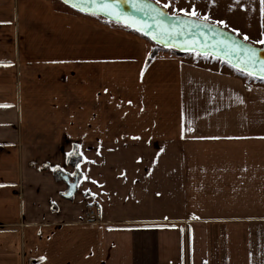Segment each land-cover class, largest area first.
Listing matches in <instances>:
<instances>
[{
  "label": "crops",
  "instance_id": "1",
  "mask_svg": "<svg viewBox=\"0 0 264 264\" xmlns=\"http://www.w3.org/2000/svg\"><path fill=\"white\" fill-rule=\"evenodd\" d=\"M56 1L0 0V264H264V81ZM165 9L264 47L260 0Z\"/></svg>",
  "mask_w": 264,
  "mask_h": 264
},
{
  "label": "water",
  "instance_id": "2",
  "mask_svg": "<svg viewBox=\"0 0 264 264\" xmlns=\"http://www.w3.org/2000/svg\"><path fill=\"white\" fill-rule=\"evenodd\" d=\"M59 1L81 14L100 16L108 21L122 24L129 29L142 34L153 44L160 46L165 50H174L185 55L196 53L201 56H211L228 64L235 70L252 76L257 80L264 81V77L259 74V64H257L255 68L249 66L247 70H244L243 61L247 55L246 51L233 52L229 48L225 47L222 42L227 44L235 42L239 45L255 48L257 50V56L261 59H264V49L244 41L234 33L213 23L208 22L211 24L214 31H210L209 29L202 27L198 32L193 29L188 32L187 35H184L181 33L184 21L198 20V18L170 14L165 8L159 6L151 0H89L88 4L82 5L85 10L73 7L72 4H66L64 0ZM106 3L114 4V10L105 11L104 5ZM153 8L165 15L158 16L157 12L152 11ZM93 12L96 14L94 15ZM117 14L119 15V18ZM157 21H161L163 25L170 30L172 36L174 37L173 39L167 40V38H165L166 42H162L151 38V34L157 33ZM185 31L188 30L185 29ZM63 179L68 184V192H72V195H66V198L71 199L77 192L78 179L74 182H71L68 176H64ZM73 185H76V187H73Z\"/></svg>",
  "mask_w": 264,
  "mask_h": 264
},
{
  "label": "snow or ice",
  "instance_id": "3",
  "mask_svg": "<svg viewBox=\"0 0 264 264\" xmlns=\"http://www.w3.org/2000/svg\"><path fill=\"white\" fill-rule=\"evenodd\" d=\"M64 2L66 4H72L73 7H77V8H80L81 10H85L82 7V5L88 4L89 0H64ZM170 3H171V0H168V3H165L164 7L168 8ZM260 3H261V13H262V16H264V0H260ZM114 8H115L114 4L106 3L104 5L105 11H112V10H114ZM141 10H143V9H141ZM152 11L157 12L158 16L165 15L162 12H158L157 9H155V8H153ZM178 11L179 12H185L186 10L185 9H179ZM93 14L95 15L96 13L93 12ZM193 14H195L194 9H193ZM117 16L119 18L118 14H117ZM207 19L208 18L205 16L203 19L184 21L183 26L181 28V33L184 35H187L188 32L192 31L193 29L198 32L199 29L202 27L207 28L210 31H214V29H212L211 24L207 22ZM217 23L218 24H224L225 22L221 20V21H217ZM156 29H157V33L151 34V38L153 40H160L162 42H166L165 38H167V40H171L174 38L172 36L170 30L168 28H166L161 21H157ZM185 29H187L188 31H185ZM138 30H143V29H138ZM233 31H237V30L234 29ZM262 35H264V33H262ZM243 39L248 40L247 35H244ZM222 43H224V46L229 48L233 52H237V51L245 52L246 51L247 55L243 61L244 70H247L249 68V66L255 68V66L257 64H259V74L262 77H264V59H261L260 57L257 56V50L255 48H252L250 46L239 45V44H236L235 42H233L232 44H227L225 42H222ZM257 43L264 44V40H260ZM0 63H3V62H0ZM0 106H4V105H0ZM134 139H139V137H134ZM161 151H163V149H161ZM72 155H73V153H69V156H72ZM76 155L82 156L83 154L81 152H77ZM85 159H87V158H85ZM89 162L94 163V161H89ZM59 167H60L59 165L56 166V168H59ZM76 167L79 168L80 163H77ZM71 175H75V173H71ZM0 186H2V185H0ZM73 187H76V185H73ZM86 191L90 192V190H86ZM65 194L66 195H72V192H67ZM92 195H95V194L93 193ZM52 203L55 204L56 202L52 201Z\"/></svg>",
  "mask_w": 264,
  "mask_h": 264
},
{
  "label": "rangeland",
  "instance_id": "4",
  "mask_svg": "<svg viewBox=\"0 0 264 264\" xmlns=\"http://www.w3.org/2000/svg\"><path fill=\"white\" fill-rule=\"evenodd\" d=\"M57 2V1H56ZM66 5L65 4H63L62 2H59V0H58V2H57V5H56V9L57 10H66V8L67 7H65ZM64 8V9H63ZM67 10H69V9H67ZM73 14H81V13H79V12H76V11H74V10H70ZM66 12H68V11H66ZM85 14H83L82 16H84ZM84 17H86L87 18V24H88V26H89V32L91 33L92 31H90V28L91 27H94L95 28V26H97V27H99V28H102V30H103V32L104 33H106V32H108V33H112V32H116V31H118V32H125V33H127V34H133V35H136V36H139V37H141V38H143V39H145L148 43H147V46H148V51H149V54L147 55V58L145 59V67H147V61H148V58H149V55L151 54V52L154 50V44L150 41V40H148V39H146L145 37H143L141 34H139V33H137V32H135V31H133V30H131V29H129L128 27H126V26H124V25H122V24H119V23H115V22H112V21H108V20H106L105 18H103V17H100V16H92V15H86V16H84ZM75 23H73V25H74ZM77 24V23H76ZM77 25H79V24H77ZM105 38H107V35L105 34ZM106 41V40H105ZM259 48H263L264 49V47L263 46H259ZM174 51V50H173ZM173 51H171V50H168V51H165V50H159L158 52H157V57H159V56H161V54H171V55H173V56H179V55H177V53H175V52H173ZM156 57V58H157ZM179 57H181V56H179ZM155 58V59H156ZM205 60H207V61H214V62H217V63H222V64H226V63H223L222 61H218V60H215V59H213V58H211V57H207V58H204ZM200 60V59H199ZM154 62V61H153ZM237 72V71H236ZM239 73V72H238ZM240 74V73H239ZM241 75H245V76H247V77H249V79H254L252 76H249V75H246V74H241ZM255 80V79H254ZM257 80V79H256ZM78 152V150H74L73 151V154L74 153H77ZM76 156H78V155H76ZM80 158V157H79ZM80 162V161H79ZM69 163V162H68ZM76 161H71V164L69 163V165H71L72 167H76ZM71 180L73 181V180H76V179H78V181H79V175L78 174H76V175H72L71 177Z\"/></svg>",
  "mask_w": 264,
  "mask_h": 264
},
{
  "label": "trees",
  "instance_id": "5",
  "mask_svg": "<svg viewBox=\"0 0 264 264\" xmlns=\"http://www.w3.org/2000/svg\"><path fill=\"white\" fill-rule=\"evenodd\" d=\"M140 34V33H139ZM142 35V34H141ZM143 36V35H142ZM144 37V36H143ZM147 39V38H146ZM154 50L151 52V54L149 55V58H148V61H147V67L155 60V58L157 57V52L159 51V50H165V49H163V48H161L160 46H157V45H155L154 44ZM165 51H168V50H165ZM171 51H173V50H171ZM173 52H175V51H173ZM175 53H177V55H179V56H183V55H185V54H181V53H178V52H175ZM237 72H239L240 74H244V73H242V72H240V71H238V70H236ZM71 161H76V163H79V161H80V158H79V156H76V153H74L72 156H70V158H69V163L71 164ZM60 172H58L57 173V177L59 178V176H58V174H59ZM59 179H61V178H59ZM75 180H71V182H74Z\"/></svg>",
  "mask_w": 264,
  "mask_h": 264
},
{
  "label": "built area",
  "instance_id": "6",
  "mask_svg": "<svg viewBox=\"0 0 264 264\" xmlns=\"http://www.w3.org/2000/svg\"><path fill=\"white\" fill-rule=\"evenodd\" d=\"M99 206L100 205L98 203L89 206L88 211H87V218L89 220H93V219L95 220L97 218Z\"/></svg>",
  "mask_w": 264,
  "mask_h": 264
}]
</instances>
